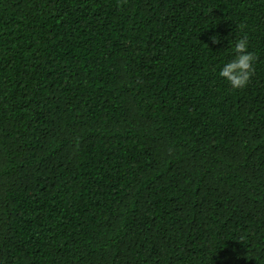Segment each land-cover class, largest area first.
<instances>
[{
	"label": "trees",
	"instance_id": "16d2710c",
	"mask_svg": "<svg viewBox=\"0 0 264 264\" xmlns=\"http://www.w3.org/2000/svg\"><path fill=\"white\" fill-rule=\"evenodd\" d=\"M0 264H264V0H0Z\"/></svg>",
	"mask_w": 264,
	"mask_h": 264
},
{
	"label": "clouds",
	"instance_id": "9594fccd",
	"mask_svg": "<svg viewBox=\"0 0 264 264\" xmlns=\"http://www.w3.org/2000/svg\"><path fill=\"white\" fill-rule=\"evenodd\" d=\"M214 45L221 44L220 37H211ZM228 49L231 59L224 62L220 67L218 76L229 84L233 90H241L248 86L255 74V55L249 50L247 36H241L228 40Z\"/></svg>",
	"mask_w": 264,
	"mask_h": 264
}]
</instances>
